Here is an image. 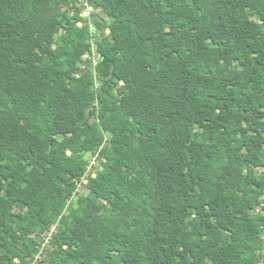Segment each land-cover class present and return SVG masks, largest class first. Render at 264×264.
Masks as SVG:
<instances>
[{
	"label": "trees",
	"instance_id": "16d2710c",
	"mask_svg": "<svg viewBox=\"0 0 264 264\" xmlns=\"http://www.w3.org/2000/svg\"><path fill=\"white\" fill-rule=\"evenodd\" d=\"M39 254L264 264V0H0V264Z\"/></svg>",
	"mask_w": 264,
	"mask_h": 264
},
{
	"label": "built area",
	"instance_id": "2783aa9c",
	"mask_svg": "<svg viewBox=\"0 0 264 264\" xmlns=\"http://www.w3.org/2000/svg\"><path fill=\"white\" fill-rule=\"evenodd\" d=\"M85 6H86V10L87 11H94V8L92 6H90L89 4L85 3ZM92 14V13H91ZM94 164H95V161H94ZM84 181V179H83ZM80 188H82V183L79 185V190ZM56 231V227H53V229L51 230V232L48 234V236L45 237V240H44V243H43V249H46V247L48 246V244L50 243V240H51V236L52 234ZM41 253H42V250H41ZM41 254H39L36 258H35V261L33 264H36L37 260L40 258Z\"/></svg>",
	"mask_w": 264,
	"mask_h": 264
},
{
	"label": "rangeland",
	"instance_id": "374dc122",
	"mask_svg": "<svg viewBox=\"0 0 264 264\" xmlns=\"http://www.w3.org/2000/svg\"><path fill=\"white\" fill-rule=\"evenodd\" d=\"M93 12H94L93 10H92V11H90V10H89V11L85 10L84 15H85L86 17H88V16H90L91 13H93ZM94 42H95V39L92 40V43H94ZM90 57H92V58L95 57V53H94V50H93V49H92V53H91V54L89 53V54H87V55L85 56V59H88V58H90ZM94 161H95V159L93 158V159L91 160V166L89 167V170H91L92 167L95 166ZM79 192L82 193V192H83V189L80 188Z\"/></svg>",
	"mask_w": 264,
	"mask_h": 264
}]
</instances>
